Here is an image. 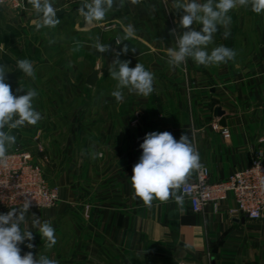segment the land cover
<instances>
[{
  "label": "crops",
  "instance_id": "obj_1",
  "mask_svg": "<svg viewBox=\"0 0 264 264\" xmlns=\"http://www.w3.org/2000/svg\"><path fill=\"white\" fill-rule=\"evenodd\" d=\"M163 1L134 5L126 0L123 8L87 26L77 12L82 0H52L61 8V23L39 31L30 5L18 12L0 5V64L13 71L6 83L14 95L25 94L17 92L19 84L35 89L33 105L42 114L34 126L5 128L16 136L8 150L30 152L49 184L59 187L54 208L29 211L21 227L33 231V240L19 245L21 250L58 264H264V214L257 221L230 215V195L200 213L192 212L186 200L181 211L172 199L154 200L151 207L133 199L132 168L149 132L168 131L177 140L187 133L212 183L245 169L258 153L264 157V13L242 6L230 11L241 39L234 30L225 39L217 26L208 50L226 43L237 52L233 61L205 67L189 58L170 69L171 23L182 34L178 21L184 13L173 9V0ZM128 24L135 37L117 45ZM194 27L199 31L202 25ZM96 36L109 51L92 47ZM124 45L129 51L119 58L153 72L155 91L143 97L125 89L124 101L117 102L111 95L117 82L108 66ZM19 59L33 63L34 78L16 69ZM94 71L97 80L89 87L85 80ZM95 153L101 155L94 158ZM80 203H86V211L76 207ZM32 214L55 229L57 243L51 249L32 226Z\"/></svg>",
  "mask_w": 264,
  "mask_h": 264
},
{
  "label": "clouds",
  "instance_id": "obj_2",
  "mask_svg": "<svg viewBox=\"0 0 264 264\" xmlns=\"http://www.w3.org/2000/svg\"><path fill=\"white\" fill-rule=\"evenodd\" d=\"M132 4H139L141 0H130ZM126 0H82L77 9L79 16L85 25L92 26L102 22L106 15L116 8H123ZM31 6L37 15L35 29L56 28L61 20L57 17V11L61 8L55 7L52 0H26L23 7ZM238 6L250 7L256 14L264 13V0H173V9L183 10V15L178 21V26L185 29L178 34L175 29L171 35L175 39V46L166 50L167 64L170 69H175L185 64L191 58L197 66L203 65L219 66L233 61L237 52L224 45H219L208 50L213 36L220 26L225 29L223 37L227 39L230 32L227 30L231 24L230 11ZM157 9L152 7V11ZM193 25H202L198 31ZM123 38L115 39L120 45L123 41L135 37L136 30L132 24L123 28ZM92 47L99 53L109 51V45L101 41L99 36L95 37ZM129 51L127 45L119 52H115V58L108 66L109 76L115 80V90L111 95L117 102L125 99L124 90L129 94L148 97L154 91L155 74L138 62L135 67H130L129 60H121L120 55ZM135 51V48L132 49ZM16 69L27 77H35L33 63L29 59L16 61ZM13 72L5 64H0V165L7 166V151L16 143V136L5 128L18 129L26 125H36L42 114L34 108L33 101L38 93L35 89L21 86L17 92L25 91V94L14 95L11 85L6 83V76ZM142 153L137 163L133 165L130 178L133 189V199L139 198L147 207H151L154 200L166 203L174 200L183 210L184 196L180 190L186 183L187 178L193 170L202 167L200 155L194 147L187 133L182 134L179 140L168 132H149L139 145ZM95 156L100 153L93 154ZM259 167V164H257ZM24 195V194H23ZM31 206V199L24 196L20 207L9 208L7 213L0 214V264H58V261L48 258L46 255H33L31 251L21 256L19 245L33 240V231L22 225L27 224V216ZM253 216L257 213L253 212ZM31 223L42 239L46 241V247L51 249L57 243L55 229L48 221H41L35 214L31 216ZM27 248H33L28 243Z\"/></svg>",
  "mask_w": 264,
  "mask_h": 264
},
{
  "label": "built area",
  "instance_id": "obj_3",
  "mask_svg": "<svg viewBox=\"0 0 264 264\" xmlns=\"http://www.w3.org/2000/svg\"><path fill=\"white\" fill-rule=\"evenodd\" d=\"M23 1L0 0V5L18 12L22 10ZM227 133L226 129L221 130L222 135ZM7 157V166L0 165V211L20 207L25 195L31 199L29 211L54 208L59 201V189L48 183L32 154L23 148L14 147L7 151ZM180 192L194 213L202 212L209 204H219L230 195L234 202L233 208L229 209L230 215L257 221L264 214V157L258 153L248 167L215 183L209 181L208 169L201 167L195 171L193 180L182 186ZM253 212L257 215L253 216ZM25 253L27 251L21 250V256Z\"/></svg>",
  "mask_w": 264,
  "mask_h": 264
},
{
  "label": "rangeland",
  "instance_id": "obj_4",
  "mask_svg": "<svg viewBox=\"0 0 264 264\" xmlns=\"http://www.w3.org/2000/svg\"><path fill=\"white\" fill-rule=\"evenodd\" d=\"M142 1V0H141ZM145 1H147V0H145ZM158 1V0H157ZM159 2L160 3H163L164 1L163 0H159ZM251 19V15H250V13H248V21ZM175 24H173V23H171V27H172V29H175L176 27L174 26ZM193 27H194V25H193ZM251 27L252 26H249L248 25V32L251 30ZM229 32H231L232 30H234V34H236L237 32V26L236 25H234L233 26V24L231 23L229 26H228V29H227ZM222 31L224 32L225 31V29L222 27ZM177 32V31H176ZM178 33V32H177ZM183 33V32H182ZM239 36H240V38L239 37H237V36H235V37H237V39H241V33H237ZM173 38V37H172ZM252 37H250V39H251ZM249 39V41H248V49H251L252 48V41ZM235 44H237V42L235 43ZM210 45L211 44H209L208 45V49H210ZM237 45H242V41L241 42H239ZM224 46H226V43H224ZM49 183V182H48ZM59 188V187H58ZM78 209H83V210H85L86 211V203H80V205H78V206H76Z\"/></svg>",
  "mask_w": 264,
  "mask_h": 264
},
{
  "label": "water",
  "instance_id": "obj_5",
  "mask_svg": "<svg viewBox=\"0 0 264 264\" xmlns=\"http://www.w3.org/2000/svg\"><path fill=\"white\" fill-rule=\"evenodd\" d=\"M62 11L57 12V14H61ZM97 80V72H92L90 75L87 76L85 80V85L92 87Z\"/></svg>",
  "mask_w": 264,
  "mask_h": 264
}]
</instances>
